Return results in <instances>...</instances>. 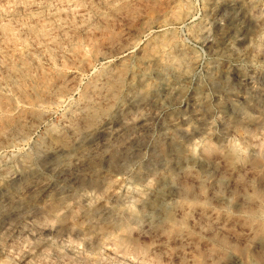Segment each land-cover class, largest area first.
<instances>
[{"label":"rangeland","instance_id":"rangeland-1","mask_svg":"<svg viewBox=\"0 0 264 264\" xmlns=\"http://www.w3.org/2000/svg\"><path fill=\"white\" fill-rule=\"evenodd\" d=\"M0 264H264V0H0Z\"/></svg>","mask_w":264,"mask_h":264},{"label":"bare ground","instance_id":"bare-ground-1","mask_svg":"<svg viewBox=\"0 0 264 264\" xmlns=\"http://www.w3.org/2000/svg\"><path fill=\"white\" fill-rule=\"evenodd\" d=\"M7 32H8V31H7ZM44 82H45V81H44ZM44 84H46V82H45ZM47 84H48V83H47ZM47 84H46V85H47ZM43 87H44V86H43ZM46 87H48V85H47ZM44 89H45V88H44ZM180 156H181V155H180ZM117 242H118V244H122L123 240H122V239H119Z\"/></svg>","mask_w":264,"mask_h":264}]
</instances>
